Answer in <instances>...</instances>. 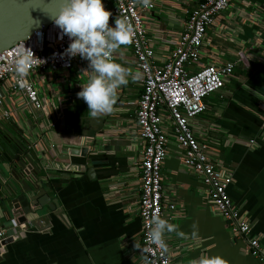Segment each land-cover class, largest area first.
I'll list each match as a JSON object with an SVG mask.
<instances>
[{"label": "crops", "instance_id": "1", "mask_svg": "<svg viewBox=\"0 0 264 264\" xmlns=\"http://www.w3.org/2000/svg\"><path fill=\"white\" fill-rule=\"evenodd\" d=\"M196 2L154 0L153 10L144 15L145 35L156 63L170 55ZM257 10L262 16L258 22ZM238 51L247 65L235 64L222 88L204 99V111L191 123L198 140L230 173L227 194L247 219L250 235L264 240V100L257 98L264 96V0H234L216 14L205 30L200 61L232 60ZM114 59L132 74L129 83L118 89L113 112L99 118L91 117L87 104L77 97L87 80L83 70L88 61L81 58L66 71L30 74L47 104V118L38 111L33 113L40 118L32 117L20 104L21 98L4 85L1 107L8 110L9 119L0 123V158L11 150L12 164L26 153L38 160L45 192L56 199L62 218L47 212L49 227L17 232L9 228L7 233L14 237L0 247V264H142V252L134 248L141 238L136 210L140 141L134 123L141 80L127 45L114 53ZM48 120H53V127L40 126ZM29 142L35 146L27 147ZM79 147L87 148L84 156L62 159L70 148ZM181 153L169 141L160 170L161 218L178 225L176 232L164 234L172 264H191L201 255H219L227 264H262L232 235L228 222L213 212L204 185L182 167ZM11 163L1 164L7 170ZM181 232L183 236L178 235Z\"/></svg>", "mask_w": 264, "mask_h": 264}, {"label": "built area", "instance_id": "2", "mask_svg": "<svg viewBox=\"0 0 264 264\" xmlns=\"http://www.w3.org/2000/svg\"><path fill=\"white\" fill-rule=\"evenodd\" d=\"M233 1L197 0L181 24L170 55L158 64L154 61V51L146 38L144 25V15L153 10L154 0L149 8L136 3V0H103L105 8L112 13L110 26H115L116 16L127 17L134 29L133 40L127 46L141 80L134 111L136 134L140 141V195L136 210L141 223V248L150 249L149 252H142V264H172L167 251L147 244V225L151 214L158 210L161 216L163 212L160 170L169 141L181 148L182 167L204 185L213 212L228 222L232 235L244 243L246 251L264 264V240L250 235L247 219L239 213L227 194L230 173L217 163L206 143L198 140L191 123L204 111V99L222 88L235 64L241 61L247 65L241 51L236 53L235 59L220 63L200 61L206 28L213 23L215 15L227 9ZM261 17V12L257 10L254 16L256 22ZM69 43V37L63 35L52 20L0 51V123H7L9 119L8 110L1 107L5 84L21 98L20 104L28 107L32 117L39 119L40 116L33 113L38 111L47 118V104L39 97L29 76L33 72L54 74L68 70L72 62L80 58H69L65 54ZM23 44L40 60L26 77L25 87L21 88L11 65ZM40 124L47 128L54 126L53 120ZM29 143L27 147L35 146V142ZM167 207L172 209L173 204L168 203ZM9 228L8 223H4L0 228V239L12 235L7 233Z\"/></svg>", "mask_w": 264, "mask_h": 264}, {"label": "clouds", "instance_id": "3", "mask_svg": "<svg viewBox=\"0 0 264 264\" xmlns=\"http://www.w3.org/2000/svg\"><path fill=\"white\" fill-rule=\"evenodd\" d=\"M145 8L151 7L152 0H136ZM112 13L104 6L103 0H62L58 13L54 17V24L62 30L63 35L69 37L70 43L65 49L69 58L79 56L88 61L86 82L81 84L77 97L88 106V113L93 118L110 114L118 97V89L129 83L131 70L116 62L114 53L122 45L130 44L133 40L134 29L127 17H115V26L109 25ZM40 60L35 57L31 49L20 48L11 65V70L17 77L21 88L26 85V77ZM135 79V77H134ZM264 100V96H258ZM147 244L155 245L166 251L165 232H176L178 225L161 218L159 211L151 214L147 225ZM183 236V233H178ZM134 241L135 238L133 237ZM135 249L149 252V248H141L135 241ZM191 264H227V261L217 256L201 255L193 259Z\"/></svg>", "mask_w": 264, "mask_h": 264}, {"label": "water", "instance_id": "4", "mask_svg": "<svg viewBox=\"0 0 264 264\" xmlns=\"http://www.w3.org/2000/svg\"><path fill=\"white\" fill-rule=\"evenodd\" d=\"M61 3L62 0H0V51L54 20ZM2 149L0 146V151ZM86 149L70 148L62 159H67L71 154L84 156ZM10 159L11 150L1 154L0 228L8 223L10 227L15 226L16 232L29 227L40 230L50 225L47 212L62 218L61 212L57 210L56 199L45 192L44 174L38 160L29 153L25 157H15L13 164ZM1 163L12 165L5 170ZM13 237L10 235L0 239V247Z\"/></svg>", "mask_w": 264, "mask_h": 264}]
</instances>
